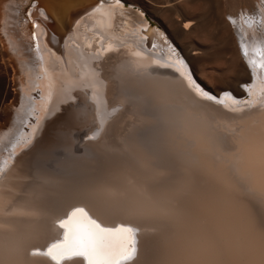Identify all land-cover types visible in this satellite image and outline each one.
I'll return each mask as SVG.
<instances>
[{"label": "bare ground", "instance_id": "1", "mask_svg": "<svg viewBox=\"0 0 264 264\" xmlns=\"http://www.w3.org/2000/svg\"><path fill=\"white\" fill-rule=\"evenodd\" d=\"M123 1L166 17L168 37L145 15L123 21L124 6L115 1L56 0L55 6L36 0L27 47L14 29L17 4L0 0V120L6 122L0 126V157L6 153L0 161V264H54L46 253L63 239L59 224L76 208L103 227L138 229L132 264H150L161 239L175 247L164 264H217L225 245L227 257L240 246L253 264H264V72H254L239 55L244 76L235 88L243 100L228 90L209 93L192 72L199 58L194 43L183 46L184 62L167 41L195 33L203 16L196 7H208L251 56L264 48V0ZM103 57L114 61L102 63ZM22 72L28 87L20 95L14 75ZM250 82L253 89L239 87ZM20 100L14 112L21 131L13 137L12 130L2 132L14 119L9 107ZM53 137L62 143L61 157L47 153ZM64 154L70 157L63 160ZM193 184L230 190L229 209L220 208L213 233L214 201L203 199L199 224H188L178 242L154 220L170 205L154 188Z\"/></svg>", "mask_w": 264, "mask_h": 264}, {"label": "rangeland", "instance_id": "2", "mask_svg": "<svg viewBox=\"0 0 264 264\" xmlns=\"http://www.w3.org/2000/svg\"><path fill=\"white\" fill-rule=\"evenodd\" d=\"M111 2H118L119 4L121 3L122 6H124V11L126 13V16H122L123 21L124 19L133 21L135 16H141L145 15L148 17V20L150 22V26L152 29H157L160 31L161 34H164L166 37H168V31H171V28L167 22L166 17L164 16H157V17H152L150 16L146 11L143 12V9L139 8L136 5L132 4H125L123 0H109ZM14 2L17 4L19 8V12L17 13V19H16V26L14 29L17 31L19 34V38L22 39V41L25 43V45L28 47L29 44V36H31V39L33 40V28L31 26V30L29 32L28 27L33 20L30 16V11L33 8V4L36 3V0L34 2H30V0H14ZM204 9H200L199 7H196V11L198 13H203L202 19H201V26L196 30L195 33L192 35L188 36L182 41H172L170 38H167V41L169 40L171 43V46L173 47L174 51L178 53V55L181 57L183 55L182 48L185 44H190L194 43V46L198 48V53H199V58L197 60V63L195 62L194 65H192V72L195 76V79L199 86H201L204 90L208 91L209 93L217 92L218 95H221L223 93H226L228 91H232L234 97L241 99L242 97H237L236 95V88L235 86L239 84L238 82L243 78V60L241 57H244L242 48L240 49L237 48L238 46L235 44L233 41L229 29L223 27L219 21V15L217 13H212L208 7H203ZM230 11V5H225L223 6L221 10V14H224L226 16L227 13ZM147 14V15H146ZM227 19L230 21V19L227 17ZM1 36L5 40L6 44V49L8 52H12V46L8 44V39L5 37L4 30H1ZM180 42V43H179ZM33 44L34 41H33ZM239 49V50H238ZM29 50V49H28ZM239 52V53H238ZM241 55V57L239 56ZM184 57V56H182ZM181 57V59H182ZM240 57V58H239ZM101 59L104 61H101ZM183 60V59H182ZM114 59H109L105 60V57L100 58V62L102 63H111L113 62ZM184 61V60H183ZM185 61H187L185 59ZM184 61V62H185ZM245 62V60H244ZM247 65L248 61H246ZM243 71V72H242ZM257 71V70H256ZM26 73H20L14 75L15 78V90L18 92L20 95L22 93L26 92V86L28 87V76ZM262 77V76H261ZM264 80L263 78H261ZM23 86V87H22ZM25 86V88H24ZM253 87V82H250L248 84H242L239 85L241 89H253L250 87ZM89 90V89H88ZM211 90V91H210ZM122 91H119V93ZM36 93V92H35ZM116 94L118 93L117 91L115 92ZM87 94V93H86ZM101 96L108 100L107 93H101ZM217 96V95H215ZM244 98H249V94L244 96ZM260 98V97H259ZM261 99V98H260ZM19 105L16 106H10L9 107V112L12 110L14 113V119L11 121V125L9 128H7L4 132L2 133H7L12 130L14 132V136H17V131H21L20 128L16 127L17 125H21L22 121L17 119V116L15 115L18 107L21 105V100L19 101ZM252 103V102H251ZM16 104V103H15ZM254 104V102L252 103ZM260 105L264 106V100L260 102ZM31 110H36V108H30ZM123 108L120 109L122 111ZM59 113H62L60 109L58 110ZM115 114V112L113 113ZM131 114H128L123 122L120 124V126H123L125 122H128V120L131 119L129 116ZM35 117L32 116V119ZM135 120V119H134ZM90 122V121H88ZM4 120H0V126L2 124H5ZM1 134V133H0ZM91 137V136H90ZM15 147V145H13ZM62 151H64V148L62 147V143L57 137H53L52 140L50 141V147L47 148V153H49L52 156L56 157H61L63 155ZM65 152V151H64ZM73 152L76 153L75 148H73ZM9 153H13V149L9 148ZM6 153H3V155L0 157V161L2 162L5 160L4 155ZM66 155V156H65ZM70 156L67 154H64L62 157L63 160H67ZM2 166L0 165V168ZM104 169H102L103 171ZM105 171V170H104ZM97 177H100L101 184L103 187L108 186L107 184H104V180L106 179L105 176L99 172ZM4 179V178H3ZM0 176V180L2 181ZM182 188L179 190V186H168V187H160V188H154L156 191L162 192L164 197H166L167 202L169 205L168 207V212H163V213H154V220L158 222L160 227L164 228L166 227V232H167V237L170 238L172 237H184L186 234H188L187 231H189V225L191 226H196L199 224V219L201 217V212H200V202L203 201L205 198H211L213 199L214 203L212 206V211L213 213V224L214 229L212 230L213 233L218 230V221L220 217V210L225 207V211H227L229 208H227L228 205H225L226 196H228L231 192L230 190L223 189L222 187H217L218 189H214L213 193L211 190H205V186H201L200 184H193L191 188L185 187L187 189H184L182 185H180ZM198 187V188H197ZM194 188L199 189V191L194 190ZM184 189V190H183ZM177 190V191H176ZM194 190V191H193ZM219 190V191H218ZM211 193H209V192ZM218 191V193H216ZM215 192V193H214ZM228 192V193H227ZM157 194H159L157 192ZM200 194V195H199ZM218 195V196H217ZM216 196V197H215ZM241 197V196H240ZM241 201V200H240ZM245 201V200H244ZM244 203V202H243ZM246 203V202H245ZM241 206V205H240ZM221 208V209H220ZM223 220L225 221V216L222 215ZM221 217V219H222ZM3 227L2 225H0ZM5 227V226H4ZM213 227V226H212ZM185 230L186 232L184 233ZM184 235H182V234ZM181 235V236H180ZM177 238L176 240H180V238ZM225 245V243H224ZM226 246V247H225ZM223 248V258L219 259L217 261V264H253L250 261V257H247L245 255V251L241 252V249L238 247L233 246L230 249V254L229 257L225 256L227 255L228 252V247L225 245ZM235 248V249H234ZM173 249V250H172ZM175 247H171L169 244V241H164L163 239L157 240V244L154 247L153 250V255H152V260L150 261V264H164V261L170 257V255L174 256L175 253ZM235 250V252H234ZM227 251V252H225ZM226 254H225V253ZM240 255V256H239ZM239 256V257H237ZM245 256V257H244ZM226 258V259H225ZM231 258V259H229ZM235 258V261H233ZM239 258V259H238ZM225 259V260H224ZM264 263V262H263Z\"/></svg>", "mask_w": 264, "mask_h": 264}, {"label": "snow or ice", "instance_id": "3", "mask_svg": "<svg viewBox=\"0 0 264 264\" xmlns=\"http://www.w3.org/2000/svg\"><path fill=\"white\" fill-rule=\"evenodd\" d=\"M242 51L254 72L257 69L264 72V48H255L251 56L247 47L242 46ZM241 188L246 191L243 185ZM59 227L64 229L63 239L46 253L54 264L74 258H82L85 264H132L136 258V228L103 227L84 208H76L67 220L60 222Z\"/></svg>", "mask_w": 264, "mask_h": 264}, {"label": "water", "instance_id": "4", "mask_svg": "<svg viewBox=\"0 0 264 264\" xmlns=\"http://www.w3.org/2000/svg\"><path fill=\"white\" fill-rule=\"evenodd\" d=\"M32 2L35 1V0H31ZM43 1V0H42ZM48 1V4H52V5H55L56 4V0H47ZM58 4V3H57ZM56 6V5H55ZM58 7V6H57ZM60 8V7H59ZM70 10V8H69ZM69 12V11H68ZM118 220H121L122 222H125L126 220L125 219H118ZM128 221V220H127Z\"/></svg>", "mask_w": 264, "mask_h": 264}]
</instances>
